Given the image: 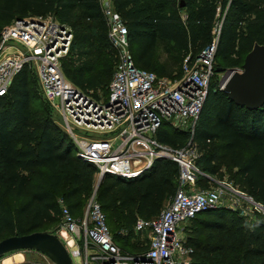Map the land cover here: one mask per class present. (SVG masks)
I'll return each mask as SVG.
<instances>
[{
  "label": "trees",
  "instance_id": "1",
  "mask_svg": "<svg viewBox=\"0 0 264 264\" xmlns=\"http://www.w3.org/2000/svg\"><path fill=\"white\" fill-rule=\"evenodd\" d=\"M113 4L126 26L135 66L160 77L178 78L183 59H194L210 45L217 22L213 62L241 66L254 45H264V0H184L179 4L182 14L167 0H113ZM46 15L73 33L69 53L60 63L63 75L95 97L106 95L115 55L97 0H0V29L13 18ZM157 42L171 59L167 64L156 61ZM217 68L221 67L214 64L192 132L164 122L155 136L174 147L191 138L203 172L226 175L264 207V104L256 109L235 104L219 88ZM94 173L95 167L75 156L71 139L56 125L34 69L23 66L0 97V240L46 231L57 223V198L73 216H81ZM177 175V164L161 159L137 177H102L96 200L122 250L134 251L126 247L136 244L128 241L136 217L158 214L175 191ZM196 183L204 186L209 180L200 177ZM237 214L216 207L191 219L185 228L187 244L193 255H199L188 264H264V222H252L247 228ZM218 251L222 254L212 255Z\"/></svg>",
  "mask_w": 264,
  "mask_h": 264
},
{
  "label": "built area",
  "instance_id": "2",
  "mask_svg": "<svg viewBox=\"0 0 264 264\" xmlns=\"http://www.w3.org/2000/svg\"><path fill=\"white\" fill-rule=\"evenodd\" d=\"M97 3L115 52L106 95L95 97L63 75L60 63L69 52L73 33L68 25L46 15L13 18L0 29V97L23 66L32 67L42 98L61 118L56 125L71 139L75 156L95 167L96 181L105 174L137 177L155 160H170L178 166L175 191L158 214L136 217L133 230L142 241L134 251H124L113 241L95 187L81 216H73L63 199L57 198L59 228L55 234L72 264L76 259L80 264H188L193 248L187 244L184 227L198 213L226 207L250 222L264 215L262 204L231 183L216 181L209 188L197 185L200 177L209 183L212 178L198 167L200 154L191 138L174 147L155 136L164 122L192 132L214 74L218 30L198 56L183 59L180 76L171 80L135 66L127 29L113 0Z\"/></svg>",
  "mask_w": 264,
  "mask_h": 264
},
{
  "label": "water",
  "instance_id": "3",
  "mask_svg": "<svg viewBox=\"0 0 264 264\" xmlns=\"http://www.w3.org/2000/svg\"><path fill=\"white\" fill-rule=\"evenodd\" d=\"M241 69L240 72L231 73L222 90L235 104L247 109H256L264 104V45L253 46L245 55ZM222 70L216 69L218 72ZM103 176L96 181L95 190ZM20 250H34L53 264H72L61 240L52 232L34 231L0 240V256ZM240 264L244 262L241 261Z\"/></svg>",
  "mask_w": 264,
  "mask_h": 264
},
{
  "label": "rangeland",
  "instance_id": "4",
  "mask_svg": "<svg viewBox=\"0 0 264 264\" xmlns=\"http://www.w3.org/2000/svg\"><path fill=\"white\" fill-rule=\"evenodd\" d=\"M167 1L169 2L170 7H175L176 9H178L180 14H182L184 12L183 7H179L180 3L182 5H184V0H167ZM217 30H218V22H217V24L215 26L214 34H215V32ZM18 46H19V48L23 49L20 45H18ZM111 50H112L111 52H113V54L115 55L114 50L113 49H111ZM154 54H155L157 62H164V63L167 64L171 60L169 57L166 56V54L164 52V47L159 42H157V44H156L155 53ZM213 64H216L217 66L223 68V70L221 72H218V74L216 76L217 80H218V86H219L220 89H222V87L224 86L225 81L228 79V77L231 75L232 72H240L242 70L241 66H239V65L232 66L231 64L225 63V62H222V61H218L217 62L216 60H214ZM176 72H178V68H177ZM172 74H174V73H172ZM172 79L173 78H171V80ZM50 106H51V104H50ZM51 115H52L54 121H56L57 123L61 124V118L56 113L55 109L52 106H51ZM210 177L212 178V180H211V182L209 184L204 185V186H201V185H198V186L200 188H204V187L205 188H209L211 186H215V182L216 181H223L225 183H231V185H233L235 188L239 189L236 185H234L232 182H230V180H228L226 175H224L222 177H220L218 175H210ZM93 178H94L93 179L94 180L93 188H94L95 184H96V178H95V176H93ZM229 210H231V209H229ZM231 211H234V210H231ZM235 216L236 215H234V217ZM238 216L240 217V220H241L242 224L245 225L247 228H249L250 224L252 222H250L249 219L245 218L244 216H242V217H241V215H238ZM257 219L259 221L264 222V215H258ZM189 225H190V222L186 226H189ZM185 227H184V230H185ZM58 228H59V220H58L57 223L48 226L46 228V231L55 233ZM109 229H110V231L112 233H114V227H113V225L111 224L110 221H109ZM141 239H142V236L140 234H137V233L133 232V230H131L128 241H129V243H131L132 241L134 243L136 242V244L130 245V247H126V250H135L136 248L139 249L140 248V243L142 241ZM18 254L21 257L17 259L16 256ZM221 254H222V252L218 251V252L213 253L212 255L219 256ZM198 255L199 254L193 255L189 263L194 262L197 259ZM4 260H6L7 262L5 263ZM0 264H53V263L48 258H46L42 254H40V253H38V252H36L34 250H20V251L9 252V253H6V254L0 256ZM75 264H80V261L78 259H76L75 260Z\"/></svg>",
  "mask_w": 264,
  "mask_h": 264
},
{
  "label": "crops",
  "instance_id": "5",
  "mask_svg": "<svg viewBox=\"0 0 264 264\" xmlns=\"http://www.w3.org/2000/svg\"><path fill=\"white\" fill-rule=\"evenodd\" d=\"M16 257H17V259H18V258H20L21 256L18 254ZM4 261H5V260H4Z\"/></svg>",
  "mask_w": 264,
  "mask_h": 264
},
{
  "label": "bare ground",
  "instance_id": "6",
  "mask_svg": "<svg viewBox=\"0 0 264 264\" xmlns=\"http://www.w3.org/2000/svg\"><path fill=\"white\" fill-rule=\"evenodd\" d=\"M7 261L5 260V263H6ZM10 263V262H9Z\"/></svg>",
  "mask_w": 264,
  "mask_h": 264
}]
</instances>
